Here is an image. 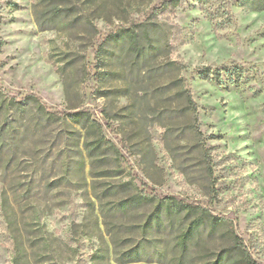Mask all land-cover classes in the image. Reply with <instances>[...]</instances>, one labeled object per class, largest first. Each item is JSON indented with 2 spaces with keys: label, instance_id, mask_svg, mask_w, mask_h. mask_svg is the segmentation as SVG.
I'll use <instances>...</instances> for the list:
<instances>
[{
  "label": "rangeland",
  "instance_id": "obj_1",
  "mask_svg": "<svg viewBox=\"0 0 264 264\" xmlns=\"http://www.w3.org/2000/svg\"><path fill=\"white\" fill-rule=\"evenodd\" d=\"M237 244L264 264V0H0V264Z\"/></svg>",
  "mask_w": 264,
  "mask_h": 264
},
{
  "label": "trees",
  "instance_id": "obj_2",
  "mask_svg": "<svg viewBox=\"0 0 264 264\" xmlns=\"http://www.w3.org/2000/svg\"><path fill=\"white\" fill-rule=\"evenodd\" d=\"M203 78H205V76ZM185 98L187 101V107L193 116V120L197 123L198 122V105L196 101L194 100V97L190 90L185 92ZM197 133L199 135L201 134L200 132H198V130H197ZM133 201L134 199H126L121 202V205L128 206L132 204ZM177 210L179 211V213H182V211L185 210V207H179ZM151 217L152 216H150V218ZM203 219L204 218L202 217L194 221L192 223L193 226H191V229H194V228L197 230L200 229L203 225V221H204ZM210 227L212 230H216L219 228L226 227V224H224L222 221L217 219L215 221L212 220V223H210ZM190 235H191V230L189 229V231L185 235L186 236L185 238L188 239ZM211 255L213 256V260L205 264H244V263L245 264H259L257 260H255L251 255L246 256V262L243 263L242 261H240L238 258L241 256L239 252V244H237V246L234 245L231 247L223 248L217 252L211 253Z\"/></svg>",
  "mask_w": 264,
  "mask_h": 264
}]
</instances>
